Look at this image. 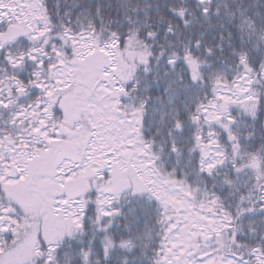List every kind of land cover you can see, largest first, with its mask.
<instances>
[{"label": "snow or ice", "instance_id": "snow-or-ice-1", "mask_svg": "<svg viewBox=\"0 0 264 264\" xmlns=\"http://www.w3.org/2000/svg\"><path fill=\"white\" fill-rule=\"evenodd\" d=\"M0 264H264V0H0Z\"/></svg>", "mask_w": 264, "mask_h": 264}]
</instances>
